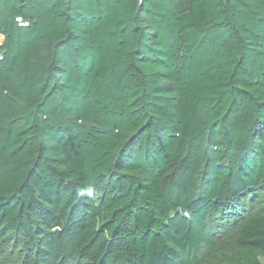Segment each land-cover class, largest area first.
<instances>
[{"label": "trees", "instance_id": "obj_1", "mask_svg": "<svg viewBox=\"0 0 264 264\" xmlns=\"http://www.w3.org/2000/svg\"><path fill=\"white\" fill-rule=\"evenodd\" d=\"M0 32V254L261 264L264 0H0Z\"/></svg>", "mask_w": 264, "mask_h": 264}, {"label": "rangeland", "instance_id": "obj_2", "mask_svg": "<svg viewBox=\"0 0 264 264\" xmlns=\"http://www.w3.org/2000/svg\"><path fill=\"white\" fill-rule=\"evenodd\" d=\"M261 264H264V256L259 255ZM0 264H21L20 259L16 257H10L7 254H0ZM67 264V263H65ZM217 264H239L237 261L232 259L230 256L223 254L218 260Z\"/></svg>", "mask_w": 264, "mask_h": 264}, {"label": "built area", "instance_id": "obj_3", "mask_svg": "<svg viewBox=\"0 0 264 264\" xmlns=\"http://www.w3.org/2000/svg\"><path fill=\"white\" fill-rule=\"evenodd\" d=\"M2 42H3V34L0 32V46L2 45ZM0 59H2V53H1V51H0Z\"/></svg>", "mask_w": 264, "mask_h": 264}]
</instances>
